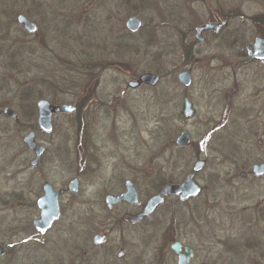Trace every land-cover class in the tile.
<instances>
[{"label":"rangeland","instance_id":"obj_1","mask_svg":"<svg viewBox=\"0 0 264 264\" xmlns=\"http://www.w3.org/2000/svg\"><path fill=\"white\" fill-rule=\"evenodd\" d=\"M236 4L238 0H0V242L8 248L0 264H74L79 250L72 232L81 234L79 249L89 253L91 235L107 226L106 193L129 178L144 201L164 182L184 180L198 159L206 162L195 175L201 194L188 203L166 197L144 230L129 237L131 263L140 250L138 236L150 230L156 232L155 241L145 247L141 264H155V249L160 241L167 244L176 224L175 237L195 249L194 264H264V220L256 212L264 206V179L238 177L242 167L264 160V131L252 127L253 121L238 122L235 110L238 99L255 109L245 92L260 83L239 84L235 72L246 68L240 66L238 50L252 41L255 26L234 21L219 36L196 43L192 57L187 56L195 25L219 11L239 8L248 15L259 8L252 2ZM18 14L35 22L37 32L23 28ZM131 15L142 21L136 32L125 27ZM184 69L196 74L190 89L177 80ZM91 72L96 79L88 77ZM143 72L161 78L155 86L128 87ZM92 83L97 103L82 120L87 121L88 147H76L82 123L76 115H55L49 136L37 132L48 149L32 169L22 139L36 122V101L78 103ZM234 85L238 94L231 109L223 98ZM189 96L197 112L185 119L182 102ZM5 105L17 113L14 120L3 115ZM182 129L192 139L185 148L175 144ZM74 175L80 176L78 195L61 197L62 217L45 242L30 238L42 179L62 187ZM174 211L184 219L176 222ZM109 244L87 256L104 263ZM164 264L174 263L168 258Z\"/></svg>","mask_w":264,"mask_h":264},{"label":"flooded vegetation","instance_id":"obj_2","mask_svg":"<svg viewBox=\"0 0 264 264\" xmlns=\"http://www.w3.org/2000/svg\"><path fill=\"white\" fill-rule=\"evenodd\" d=\"M240 2H242V3H245V2H249L250 3V2H252L253 4L259 6V8L255 12H251L248 15H246L243 12V10L239 9V8L236 9V12L235 11H229V12L224 13L223 11H219V13H217L212 20H209L207 22L195 25L192 28L193 40L194 41L190 42V46H189V51H190L191 57H192V53H193L192 50L194 49L196 43H203L206 40V38H208L210 36H214V37L219 36L220 31L222 29H224L226 26H228V24H231V23H233L234 21H237V20L238 21H242V22L247 21V22H249V23H251L252 25L255 26V28H254L255 35H254V37H253V39H252V41L250 43L253 42L255 37H261V38L264 39V0H240V1L238 0V4ZM238 4H236L237 7H241V5H238ZM16 20H17V16H16ZM222 22H223V26L220 29H218V30H215V29L204 30L199 35V37H202L203 39L202 40L197 39L195 27L202 26V25H204L206 23H222ZM37 29L38 28H37V24H36V30L34 32H31V34L32 33L33 34L36 33ZM250 43L244 44L243 48H241L240 51L238 50V54L240 53L239 54L240 66L246 67V68L244 70H242L241 72H239V70L235 71V72H238L237 77H239L237 82H239V84H241V82H245V81H249V82H251L253 84H255V82H259L260 85L259 86L255 85L254 88L250 92H245L246 96L249 97L247 99H249L251 101V104L254 105L255 109L252 110V106L248 107L247 105L244 104L243 101H240L238 99L237 106H236V109H235V110H237V112H236L237 119L236 120H238V122H239L240 120L245 119L249 123L253 121L252 124L250 123V125L252 127H254V125H256L257 126L256 127L257 131H258V129L261 130V131H264V58H257V57H254L252 55H249L247 53V49L245 48V46L247 44H250ZM238 68H239V66H238ZM184 70H189V69H184ZM180 71H182V70H180ZM189 71L191 72V76H192V81H191L190 85L187 86V87L181 85L182 87H184L186 89L187 88L190 89L193 86V83H194V80H195L194 78L196 77V74L194 73L193 69H191ZM94 88H96V84L92 83L91 87L90 88L88 87V89H92V90H90L88 92L85 91V93H84L85 95L81 96L80 102L72 104L75 107L72 111H70V112L53 113V115H52V124H53V116L60 115V114H63V115H76L77 118L79 119V121L82 122V120L86 116V113H89V112H87L88 107L91 108V106L93 104L97 103L96 99L94 100V96H93L94 93H95V91L93 90ZM122 93H124V91H122ZM236 93L238 94V91H237V89H236V87L234 85V87H232L231 91L227 90V92H225V94H224L225 97L223 98V101H224L223 103L227 102V104H230V106H231L230 108L231 109L234 106V98L237 95ZM211 95H213V94H211ZM243 96H244V93H243ZM185 98L189 99V101L191 103L192 110H193L192 114L190 116H188V117H186L183 114V102H184ZM39 99H41V98H39ZM44 99H47V98H44ZM184 99H183V102H182V115L184 116L185 119H191V118H193L195 116V114L197 112V109H196L195 104H194V102L192 100L193 99L192 97H190V96L189 97H184ZM38 100L36 101V104H35L36 120H37V116H38V107H37ZM49 101H50L51 105H64V104H54V103H52L51 100H49ZM253 101H254V103H253ZM5 106H8V105H5ZM5 106H3V108ZM3 108H2V113H3ZM86 126H87V121L84 122V123L82 122L81 124L79 123V129L77 130V132L75 134V137H76L75 138V144L77 145L76 147L79 146V147L83 148V144H84V147H86V148L88 147L87 144L89 142V139H88V137L86 135V132H87V130L85 129ZM242 129H244V128H242ZM30 130H34V132H35V141L37 143V146H39V145L44 146V151L40 155V157L38 159V162L35 165H32L31 161L36 156L35 151L29 149L24 144V146L28 149V151L30 152V155L32 156V158L29 161L30 167L35 170L39 166L42 158L46 155L47 149H48L47 145L44 144L43 140H38L37 139V132L40 131V132H43L44 134L49 136L53 132V130L51 132H49V133H47L45 131H42L39 128L37 122H35V124H33L32 127L28 131H30ZM83 130L85 131V133H83ZM183 130H187V129H182L179 133H181ZM81 133H83V135ZM190 137H191V135H190ZM22 141H23V139H22ZM191 142H192V139L190 141V144H191ZM262 143H263V139L259 138L257 140V145L261 146ZM190 144L187 145V146H179V147L185 148V147L190 146ZM200 160H203V159H200ZM263 161L264 160L255 161V162H252L248 166L242 167L241 170H239V172H238L239 179L240 180H246L248 178H251L252 180H255V181L263 180L264 179V174H262V175H254L253 171H252V166L255 163H260V162H263ZM193 164H192V166H193ZM205 164H206V162H205ZM205 164H204V166H205ZM192 166H191V170H192ZM204 166H203V168H204ZM203 168L200 171H202ZM191 170L188 172V174L191 172ZM200 171H197L195 173V175L197 173H199ZM243 171L245 172V175L241 176L240 173L243 172ZM228 174H229V172H228ZM195 175H194V179H195ZM73 178H76L78 180V183H79L78 191L75 194L71 193L69 191V188H68V184H69L70 180L73 179ZM37 179H40V178L37 177ZM127 180H131L133 182V184L135 185V183H134V181L132 179L125 178L122 181V186L117 191L115 190L114 192H109V193H106L104 195L103 201H104V204L106 206L107 213H108L107 226H105V228H103L100 231H95L91 235V241H90L91 249L89 247V253H87L86 250H84V248H80L79 249V247L82 245L79 242V240L82 237L81 234L77 233V232L75 233L76 230L74 232H72L73 236L75 237L74 239L76 241L74 247H75V249L78 248L77 250H79L77 252V253H79L78 258H75L76 261L74 262V264H78V262H77L78 259L83 260V262H85L84 264H100V263H96L95 260H93V258L95 259V257L91 258V256H87V255H89V254L91 255L92 249L95 250L97 248L105 247L109 241H111V244H109V247H108V249L105 252V253L109 254V256H108V259H105V262L102 263V264H127L129 261H130L129 264H134V263L135 264H141V262H143V260L145 259V256L147 254V250H145V247L146 246H150L152 244V242L155 241L154 233H156V232H154V231L150 232V230H149L147 234L145 233V235H143V236H140V237L138 236V240L141 241V246H140V250H138V251L135 250L136 252H134V255L136 257V260H132L134 263H131L132 241H131V239L129 237L134 236L135 232L141 230L144 225L146 226V223L149 221L151 216H153V214H155V212L165 202V199L168 196L165 197L164 202L162 204H160L159 206H157L154 209L153 212L143 216L139 220L133 221L132 218H134V217H136V216H138V215H140L142 213V211L144 210V207H145L148 199L154 194L149 195L144 201H141L140 196H139V190H138V188L135 185V187L137 189V193H138V202L137 203H129L126 200H123V201H118V202H112L110 207H108V205H107V203L105 201V196L107 194H110L111 196L116 197V196L120 195L121 193H123L125 191V189H126V181ZM215 180H217L216 177L213 179V181L215 182ZM46 182L50 183L53 186L54 190H56V191L62 190L63 192L59 194V198H58L59 199V207H60V216H59V218L53 222V224L51 225V227L49 229H47L46 231H41V230H39V229H37L35 227L34 221H35V219L39 218L40 209L38 207L37 201L44 194V184ZM181 182H179V183H181ZM165 183H174V182L166 181L163 184H165ZM79 190H80V176L79 175H74L71 178H69L66 181L65 185L62 186V187H57L53 183H51L49 180L42 179V182H41V185H40V195L38 196V198L34 202V206H36V208L38 209V217L34 218L32 220V228H33L32 233L33 234H31L30 238H32L34 240H38V238H40V240H42L41 238L44 239L46 237V235L52 230V228L55 226V224L62 217V213L63 212H62V206H61V197H65V196L75 197V196L78 195ZM202 190H203V188L201 187V191H200L199 194H197L194 197H190L188 199H185V200H181L178 195H172V196H174L175 201L177 203H188V202L194 200L195 198H197L201 194ZM158 192H159V190L156 193H158ZM256 212H257V217L260 220H264V206L262 208H260V209L257 208ZM173 214L176 217V219H174V220H176V222H178L177 220H179V219H181V220L184 219L183 216H180L175 211L173 212ZM252 219H253V217H252ZM155 224H159V223L157 222ZM143 230H144V228H143ZM178 230H179V226L175 224V227L173 229V236L168 239L167 244L166 243L163 244V242L160 241L161 246L155 249V253L153 254L154 256L151 258L155 262V264H164L165 260H167L168 258L171 260L172 263L178 264L179 254L188 255L189 253H191L190 257H189V264H194V260L196 258L195 249L193 248V246H191L187 242L179 239L178 237H175V236H178L177 235L178 234ZM96 234L104 235L105 236L104 241L101 242V243H95L94 242V236ZM79 236H81V237H79ZM43 241L45 242V239ZM160 243H159V245H160ZM175 243L179 244L178 254L175 253L174 250H173V246L175 245ZM0 245L3 247V252L0 255V261H1V259L4 257V255L8 252V248L5 246V244H3L1 242H0ZM185 247L190 248V252L188 250L184 249ZM202 263H204V261L201 262L200 264H202ZM208 263H210V262H208Z\"/></svg>","mask_w":264,"mask_h":264},{"label":"water","instance_id":"obj_3","mask_svg":"<svg viewBox=\"0 0 264 264\" xmlns=\"http://www.w3.org/2000/svg\"><path fill=\"white\" fill-rule=\"evenodd\" d=\"M17 22L29 31L34 32L36 30V24L29 19L24 14L17 15ZM142 25V21L138 16L131 15L125 21V26L130 32H136ZM223 26L222 23H206L202 26L195 27L197 39L202 40V37L199 35L204 30L215 29L218 30ZM247 49V53L257 58H264V39L261 37H255L253 42L247 44L245 46ZM161 76L157 73L153 72H143L136 79L129 80L127 85L131 88L138 87L140 85L147 86H155ZM177 80L182 86H189L192 81L191 72L189 70H182L177 74ZM38 107V116H37V124L42 131L47 133L53 130L52 124V115L53 113L59 112H70L75 107L72 104H64V105H51L50 101L44 98H41L37 102ZM193 110L191 107V103L188 98L184 99L183 102V114L188 117L192 114ZM3 114L6 118L14 120L17 117V113L10 106H5L3 108ZM191 137L187 130H183L179 133L175 139V144L178 146H187L190 144ZM24 144L31 150L35 151V158L31 161L32 165H35L38 162L40 155L44 151V146L39 145L35 141V132L34 130L28 131L23 137ZM205 164L204 160H197L193 166L192 170L185 179L181 183H165L158 193L152 195L142 213L134 218L133 221L141 219L143 216L150 214L154 211V209L164 202V199L168 195H178L181 200L188 199L190 197H194L200 193L201 187L197 184L194 179V175L197 171H200ZM252 171L254 175H262L264 174V161L260 163H255L252 166ZM241 176L245 175V172L240 173ZM78 180L73 178L70 180L68 184L69 191L73 194L78 191ZM63 191H56L53 189V186L46 182L44 184V194L38 199L37 204L40 209L39 218L35 219L34 225L37 229L41 231H46L51 227L53 222L57 220L60 216V207H59V194ZM126 200L129 203H137L138 202V193L135 185L131 180L126 181V189L120 195L113 197L110 194L105 196V201L110 207L112 202H118ZM105 239L104 235L96 234L94 236L95 243H101ZM184 249L190 252V248L185 247ZM173 250L178 254L179 244L175 243L173 246ZM3 252V247L0 245V255ZM189 253L188 255L179 254L178 264H189ZM202 264H212L208 262H204Z\"/></svg>","mask_w":264,"mask_h":264},{"label":"trees","instance_id":"obj_4","mask_svg":"<svg viewBox=\"0 0 264 264\" xmlns=\"http://www.w3.org/2000/svg\"><path fill=\"white\" fill-rule=\"evenodd\" d=\"M18 52H19V53H18ZM22 52H23V51H18V50L16 51V53H18V54H22ZM187 53H188V55H187V56H188V57H190V54H189V52H187ZM19 56H21V55H19ZM91 73H92V74H89V76H88V77H90V79H92V80H93V79H96L97 77H96V78H94V76H95V73H94V72H91ZM84 76H87V75H85V74H84ZM96 76H97V75H96ZM168 180H169V179H168Z\"/></svg>","mask_w":264,"mask_h":264}]
</instances>
